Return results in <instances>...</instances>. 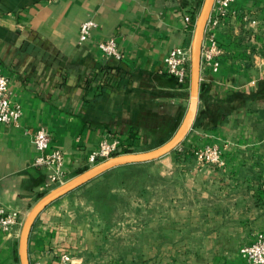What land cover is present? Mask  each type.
<instances>
[{"label": "crops", "instance_id": "obj_1", "mask_svg": "<svg viewBox=\"0 0 264 264\" xmlns=\"http://www.w3.org/2000/svg\"><path fill=\"white\" fill-rule=\"evenodd\" d=\"M203 1L0 0V72L23 109L20 126L0 123V205L22 222L0 230V264H21L23 221L55 187L50 171L34 165L35 130L63 151L68 179L89 167L108 133L133 151L174 134L190 87L167 71L165 57L191 46ZM88 17L97 26L81 43ZM107 38L122 58L103 53ZM219 42V70L202 67L182 148L112 168L49 204L30 233L32 264H62L65 252L70 264H244L241 246L264 232V0L233 2ZM206 144L221 148L223 163L198 159L194 149ZM147 165L150 178L99 193L103 175Z\"/></svg>", "mask_w": 264, "mask_h": 264}, {"label": "built area", "instance_id": "obj_2", "mask_svg": "<svg viewBox=\"0 0 264 264\" xmlns=\"http://www.w3.org/2000/svg\"><path fill=\"white\" fill-rule=\"evenodd\" d=\"M236 0H215L210 18L206 25V34L202 49V67L218 71L217 58L222 54L223 48L219 42L220 28L229 15L231 5ZM186 26L191 22L190 15H186ZM97 22L88 17L80 25L79 41L81 43L91 38ZM100 49L108 56L122 58L115 38H107L99 43ZM167 71L175 75L181 84L189 83L191 68V46H177L172 48L165 57ZM10 79L0 72V123L20 126L23 109L20 104L13 101L9 91ZM50 134L44 128H39L33 133V142L38 154L34 165L43 166L50 171V183L57 186L68 179L64 166V153L59 148L50 147ZM182 144V143H181ZM179 144L176 148H182ZM175 148V149H176ZM131 147L119 136L108 133L99 142L98 147L88 156L89 166L106 160L117 154L132 152ZM194 153L201 162L223 163L224 158L218 145H204L194 149ZM22 223L20 212L9 210L0 205V230L10 232L16 225ZM244 264H264V232H258L253 242L244 244L240 248ZM61 263L70 264L72 256L69 253L61 254ZM36 264H43L38 261Z\"/></svg>", "mask_w": 264, "mask_h": 264}, {"label": "water", "instance_id": "obj_3", "mask_svg": "<svg viewBox=\"0 0 264 264\" xmlns=\"http://www.w3.org/2000/svg\"><path fill=\"white\" fill-rule=\"evenodd\" d=\"M214 2L215 0H204L195 21L191 41V68L189 79L190 101L188 109L174 134L156 147L117 154L89 166L82 172L70 177L65 182L55 186L42 195L30 209L22 224L19 239V256L21 264H32L29 256L30 233L37 217L49 204L112 168L158 159L174 150L187 137L194 125L199 110L202 49L206 34V25L210 18Z\"/></svg>", "mask_w": 264, "mask_h": 264}, {"label": "rangeland", "instance_id": "obj_4", "mask_svg": "<svg viewBox=\"0 0 264 264\" xmlns=\"http://www.w3.org/2000/svg\"><path fill=\"white\" fill-rule=\"evenodd\" d=\"M210 145H213V144H210ZM201 147H203V146H201ZM198 148H200V147H198ZM153 162H156V160L155 161H152L151 160L147 164H151ZM150 175H151L150 165H147V167H144V168H141V169H137V170H130V171H119V170H117V171H111V172H109V173H107V174H105V175H103L101 177V179H104V187H101L99 189V193L103 192L102 193V195H103V194H106V193H104L105 192V189L118 188V184H120V181L123 182L125 180L127 184L128 183L131 184V182L133 180H138L139 181L141 179L150 178ZM138 181H136V182H138ZM113 185L115 187L112 188ZM109 198H113L112 200H114L116 202L119 201V198L118 197H109Z\"/></svg>", "mask_w": 264, "mask_h": 264}]
</instances>
